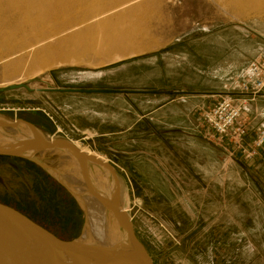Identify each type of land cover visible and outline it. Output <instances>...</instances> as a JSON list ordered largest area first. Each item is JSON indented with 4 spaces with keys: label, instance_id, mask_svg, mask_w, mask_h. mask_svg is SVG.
Returning <instances> with one entry per match:
<instances>
[{
    "label": "rangeland",
    "instance_id": "rangeland-1",
    "mask_svg": "<svg viewBox=\"0 0 264 264\" xmlns=\"http://www.w3.org/2000/svg\"><path fill=\"white\" fill-rule=\"evenodd\" d=\"M237 1L142 0L123 10L148 3L120 29L124 49L108 55L90 48L97 40L90 34L69 44L78 52L69 63L57 64L68 54L37 60L34 51L0 62V91L19 84L34 90L0 92V123L20 120L45 140L79 142L106 157L117 174L119 207L154 264H264L263 194L247 161L224 150L202 121L264 51V9L237 14ZM48 89L118 93L40 91ZM11 137L19 138L0 128V139ZM64 155L38 154L43 167L1 156L0 203L70 242L80 240L86 214L46 169H59Z\"/></svg>",
    "mask_w": 264,
    "mask_h": 264
},
{
    "label": "bare ground",
    "instance_id": "bare-ground-1",
    "mask_svg": "<svg viewBox=\"0 0 264 264\" xmlns=\"http://www.w3.org/2000/svg\"><path fill=\"white\" fill-rule=\"evenodd\" d=\"M141 1L0 0V51L3 48L8 49L6 54L1 56L0 62L10 61L20 55L34 51L33 53L36 52L34 55L37 60L41 58V55H51L56 52H60L63 55L68 54L64 55L63 60L57 62V64L69 63L67 62L68 58L74 57L69 55L73 54L76 57L78 53L74 49L70 50L69 44H72V46L76 45L77 42L80 44L79 42H83L90 34L95 35L97 39L88 43L90 48L98 47L108 55L113 50L124 49L128 44V40L126 34L120 29L125 25L127 17L132 16L134 12L145 9L148 3L140 4L131 11L124 12L123 10ZM236 5L238 7L234 11L237 14H244L250 11L260 13L264 9V0H238ZM112 14L116 15L111 17L110 15ZM76 16H80V19L77 20ZM95 21L96 23L93 24L92 22ZM90 22L92 25H90ZM82 26H86V28L76 34H70L66 38H60L67 32H74V30ZM53 41H56L54 45H48V43ZM44 45L46 47L42 48ZM40 47L41 49H39ZM37 49L39 50L37 51ZM11 66L18 67L19 61L11 64ZM21 68L19 67L20 71ZM47 68H44V70ZM9 131L19 138L0 139L2 143L4 142L3 150H19L26 142L33 139V134L26 124H20L18 128L9 129ZM73 145L83 153L108 162L105 159L106 157L104 158L100 154L82 147L79 142H73ZM52 153L62 154L60 151ZM23 155L30 156L24 152ZM34 158L38 160L37 157ZM46 169L53 178L71 191L86 214V225L80 237V243L88 248L91 247L99 251L107 250L113 254L126 252L130 247V243L126 237L123 219L108 210L93 196L87 170L80 169L77 161L66 155L61 157L59 169H54L50 166ZM107 177V173H100L99 176L97 174L96 184L101 194L113 201L115 193H117V185L114 180H108ZM122 210L127 214L125 209Z\"/></svg>",
    "mask_w": 264,
    "mask_h": 264
},
{
    "label": "water",
    "instance_id": "water-1",
    "mask_svg": "<svg viewBox=\"0 0 264 264\" xmlns=\"http://www.w3.org/2000/svg\"><path fill=\"white\" fill-rule=\"evenodd\" d=\"M20 89L34 92V90L23 84L9 86L0 92ZM40 91L118 93L116 91H61L51 89ZM160 93L155 92V94ZM178 94L180 93L175 92L171 95L177 97ZM20 124H26L30 128L33 139L26 142L19 150L9 151L0 149V156L26 158L37 165H41V163L34 157L43 152L60 151L75 159L78 167L83 170L86 169L89 174V185L91 186L93 196L108 210L123 219L130 247L126 252L113 254L107 250L99 251L91 247L88 248L81 244L80 240L61 241L17 210L0 203V264H154L144 246L137 239L131 220L119 207L118 179L113 166L109 162L83 153L69 141L59 139L45 140L32 125L23 121L16 120L13 124L0 123V128L16 129ZM23 152L31 157L24 156ZM100 173H107L108 180H114L117 185V193H115L113 201L102 195L101 191L97 188L96 178L97 174L99 176Z\"/></svg>",
    "mask_w": 264,
    "mask_h": 264
},
{
    "label": "built area",
    "instance_id": "built-area-1",
    "mask_svg": "<svg viewBox=\"0 0 264 264\" xmlns=\"http://www.w3.org/2000/svg\"><path fill=\"white\" fill-rule=\"evenodd\" d=\"M263 94L264 51L249 63L246 70L202 114V121L213 137L221 144L227 141L247 162L257 159L264 149V125L257 128L256 136L248 147L243 144L249 134V123L245 115Z\"/></svg>",
    "mask_w": 264,
    "mask_h": 264
},
{
    "label": "crops",
    "instance_id": "crops-1",
    "mask_svg": "<svg viewBox=\"0 0 264 264\" xmlns=\"http://www.w3.org/2000/svg\"><path fill=\"white\" fill-rule=\"evenodd\" d=\"M245 118L249 123V134L244 139L243 144L248 147L252 142V139L256 136L257 128L264 125V94L260 96L254 104H252L251 109L245 115ZM222 146H224V150H231V152L235 154V159H237L238 162H244L240 152L234 150V148L227 141H225ZM246 164H248L246 169L247 172L250 173L253 185L257 186L261 190L260 192L263 194L264 198V149L260 152L257 159L251 162H246Z\"/></svg>",
    "mask_w": 264,
    "mask_h": 264
},
{
    "label": "trees",
    "instance_id": "trees-1",
    "mask_svg": "<svg viewBox=\"0 0 264 264\" xmlns=\"http://www.w3.org/2000/svg\"><path fill=\"white\" fill-rule=\"evenodd\" d=\"M1 157V156H0Z\"/></svg>",
    "mask_w": 264,
    "mask_h": 264
}]
</instances>
